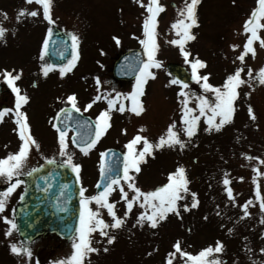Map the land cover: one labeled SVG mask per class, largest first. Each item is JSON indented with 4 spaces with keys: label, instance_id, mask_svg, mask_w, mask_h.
Returning a JSON list of instances; mask_svg holds the SVG:
<instances>
[{
    "label": "rangeland",
    "instance_id": "374dc122",
    "mask_svg": "<svg viewBox=\"0 0 264 264\" xmlns=\"http://www.w3.org/2000/svg\"><path fill=\"white\" fill-rule=\"evenodd\" d=\"M144 2L146 3L147 0ZM159 3L164 5V10L157 17L160 33L158 39L161 45L157 58L162 62L163 67L153 69L156 76L148 82L144 98L145 121L139 120L141 124H131L130 115H118L114 118L115 124H111L105 135L87 155L76 152L68 143V153L72 154L75 163L81 165L80 186L85 188V195L90 196L95 193L99 152L107 147H123L141 126L144 128L141 134L150 140H155L173 119L179 124L180 112L176 99L178 86H165L171 76L165 70L164 63L171 61L180 63L191 75L190 67L184 63L178 48L165 43L166 38H173L170 24L178 18L177 10L183 7L184 0H159ZM254 6L255 0H235V2L200 0L197 5L198 24L191 29L195 38L187 42L186 48L192 56H198L206 61L207 67L201 72L211 73L209 79L212 84H222L226 73L233 71L239 64L238 61L235 64L233 62L242 49L245 39L240 30L244 19ZM38 7L34 0L31 4H25V0H0V26L7 29L3 40L0 41V68L22 70L21 78L16 83L20 90L25 89L32 99L37 100L29 110L25 109L26 113L28 112L30 133L39 144L38 150L34 146L30 149L27 160L29 167L43 160V157L53 158L58 162L62 159L57 154V140L55 141L52 135L51 127L44 122L41 107L48 116L56 105L63 103L66 94L72 90H79L82 100L87 98L91 100L95 95V86L90 80L91 72L88 65L91 63L90 67L95 69L96 61L99 62L100 74L105 75L103 87L116 91L107 76V68L119 53L138 47L139 38H142L141 23L144 12L135 0H53L51 9V15L55 20L53 25L66 33L73 32L79 37V58L74 66V70H78L76 75L71 76L73 80L75 79L74 83L69 80L70 75L63 79L57 72H50L48 78L33 76L30 79L33 70L39 68L36 66L37 62L42 63L39 48L49 26L39 17L25 16L17 21L16 14L21 8L32 10ZM260 35L264 37V30L260 31ZM113 36L119 37V45L112 39ZM230 44L241 45V48L234 52L229 47ZM254 47L256 55L246 56L244 68L247 72V67L250 66L253 74L264 65V49L259 47L258 42L254 43ZM36 59L37 61L34 62ZM83 71L86 75L79 76ZM77 76L84 82L91 81L92 86L89 91L81 93V90H85L84 84ZM244 78L247 79V76ZM33 79L40 81L37 89L31 88L30 82ZM127 86H122V89L125 90ZM188 87L192 93L197 95L202 93L195 81H192ZM123 90L118 91L124 92ZM246 91L249 92L248 97H244ZM239 93L234 120L231 123L219 131L204 132L206 125L201 119L199 131L184 149L177 147L157 150L154 157H147L146 162L141 163V171L135 174L137 186L147 191L162 184L169 171H173L178 165H183L189 181L187 185L189 193L183 194L185 199L178 203L191 204V192H195L198 205L189 208L187 212L181 207V218L169 214L155 229L149 228L147 224L140 226L135 223L136 215L142 209L134 205L125 225L120 229L111 230V234L115 236L111 244H105L98 232L91 234L92 246L99 251L89 253L84 258L83 264H165V260L169 259L168 254L174 252L172 244L176 240H180L182 250L190 254H196L204 247H214L217 240L221 241L222 252L212 253L209 257L219 258L220 264L264 262V253L259 251L264 248V238L260 236L261 231H264V224L260 223L262 216L259 209L260 202L255 199L252 184V177L255 175L252 166L255 165L259 171L264 172V164H258L255 159L245 160L240 155L243 152L252 157L264 158V85L257 83L251 90L247 85H242ZM110 94L113 95L114 92ZM194 100L195 97L189 102L192 107H195ZM97 102L94 112L101 109L102 104L100 101ZM248 104L252 105L257 116L255 122L248 119L246 111ZM14 128L10 117L5 118L0 124V157L18 150L20 141L13 131ZM122 128L127 130L125 134L120 132ZM179 135L181 139H187L182 132ZM140 146L142 145H137ZM224 173H227L230 179L235 205L228 200L227 194L223 191L224 185L221 180ZM237 177L244 179L237 180ZM256 180L255 187L259 188L261 196L264 197V176H257ZM5 186L0 183V189ZM22 187L21 184L17 186L7 198L6 207L0 215L13 219V206ZM111 198L118 201V192L113 193ZM250 198L253 201L247 208L250 216L240 219L242 209L239 205ZM89 206L93 209L96 207L94 202ZM122 208L123 202L118 201L119 214H122L119 211ZM101 214L106 221H110L106 211L102 210ZM7 227L0 220V264H24L26 258L9 251L8 246L11 242L18 244L21 242L15 228L9 236H4ZM229 228L232 229L231 232L228 231ZM71 243V238L63 240L54 234H46L24 245L32 252L31 258H27L29 264H51L52 261L66 259L71 254ZM105 247L107 251L103 250ZM171 259L173 264L180 262L185 264V261H188V257H181L179 253ZM188 264L191 262L188 261Z\"/></svg>",
    "mask_w": 264,
    "mask_h": 264
},
{
    "label": "snow or ice",
    "instance_id": "6c2138e0",
    "mask_svg": "<svg viewBox=\"0 0 264 264\" xmlns=\"http://www.w3.org/2000/svg\"><path fill=\"white\" fill-rule=\"evenodd\" d=\"M34 2L39 6L38 8H33L32 10L21 8L16 14V19L19 21L25 16L39 17L49 26L39 48V57L43 60L50 43L51 25L55 23L51 15L53 0H34ZM135 2L144 9L141 23L142 38H139L142 52L131 61L126 62L122 69L124 74L133 72L135 79L131 84V90L120 92L114 89L102 88L99 77H93L95 95L84 105L83 110L87 111L96 101L103 100L107 105L105 109L99 111L94 121L70 119L72 111L81 112L75 93H70L64 97L62 102L65 103V107L60 108L56 112L55 117L51 118L53 120L51 127L57 133V154L62 159L59 162L48 157H43V159L48 164L59 163L60 167L67 166L70 168L71 172L75 174V180L78 185L81 184L79 175L81 165L75 163L72 154L67 151L69 128L72 129V144L79 148L82 154L87 155L111 127L112 110L119 113L128 112L136 116H140L145 111L142 97L146 94V84L149 79H153L156 76L153 69L163 67L162 62L157 58L161 46L158 39L160 33L158 32L159 21L157 17L164 10V5L159 3V0H147L146 3L144 0H135ZM31 3H33V0H25V4ZM199 3L200 0H184L183 7L177 10L178 18L170 24L173 38H166L165 43L178 48L179 55L183 58L184 63L190 67L191 80L199 85L202 93L199 95L192 93L186 81L173 76L165 86H178L176 99L180 112L179 124L177 120L173 119L155 140H150L142 135L144 128L141 126L131 139L124 144L125 151L122 153V168L119 172L113 171V153L107 150L99 153V174L101 179L96 181L98 190L93 195L88 196L85 195V188L83 186L79 187V219L75 227V234L71 237L72 252L66 259H57L52 261L51 264H83L84 258L89 253L99 251V249L92 246L91 234L98 232L105 244H111L115 239V236L111 234V230L120 229L125 225L126 219L129 217L134 205H138L142 209L137 213L135 223L140 226L147 224L152 229L157 228L160 222L164 221L169 214H174L177 218H181V207L187 212L189 208H195L198 205L195 192H191V204L185 203L181 205L178 203L185 199L183 194L189 193V188L187 187L189 181L183 165H178L173 171H169L166 174V180L162 184L147 191L137 186L135 174L141 171V163L146 162L147 157H154L157 150L165 148L175 149L177 147L181 150L184 149L199 131L201 119L206 125L203 129L204 132L221 130L234 120L240 87L247 85L248 89L251 90L257 83L264 85V65L260 66L255 74H253V69L250 66L247 67V72L244 71L246 56L251 54L252 57H255L256 55L254 43L258 42L259 47L264 49V37L260 35V31L264 30V0H255V6L251 8L244 19L240 32L245 36V39L242 43V49L235 56L233 62L235 64L238 61L239 64L234 67L233 71L226 73L222 84L219 85H214L210 82V72H201L202 69L207 67L206 61L198 56H192L191 52L186 48L187 42L195 38L191 29L198 24L197 5ZM6 31V28L0 26V41L3 40ZM66 36L71 41L67 49L70 51V56L67 58L66 63H41L39 67L41 75L46 77L49 72L58 69L59 77L63 78L72 71L79 58V37L70 31L66 33ZM112 39L119 45V37L113 36ZM229 47L235 52L236 49L241 48V45L230 44ZM101 54H103V50H101ZM101 67L103 66L101 65ZM21 74L22 70L0 68V80L7 85L15 97L12 108H0V120L11 114V119L15 124L13 131L17 133L20 141L17 151L8 153L5 157H0V183L6 185L0 189V213H3L6 207L7 198L10 197L17 186L24 183L20 177L30 176L37 171L35 167H29L27 163L30 149L34 146L38 150L39 144L31 135L27 115L22 110V106L30 98L26 93L21 92L20 87L16 83L21 78ZM245 76H247V79L244 78ZM33 86L35 87V81H33ZM110 92H114V95H111ZM248 96L249 92H244V97ZM193 97H195V107L190 106L189 103L193 100ZM57 99L59 100L60 98L58 97ZM246 111L248 119L255 122L257 116L251 104L247 105ZM126 131V129H120L122 134H125ZM180 132L187 138L186 140L180 138ZM137 145L142 146L137 147ZM240 155L245 160L255 159L258 164H264V158L252 157L243 152ZM252 171L255 173L252 177L253 191L255 192V199L260 202L259 209L262 214L260 223L264 224V197L261 196L259 188L255 187L257 185L256 177L264 176V172L259 171L255 165L252 166ZM243 179V177H237V180ZM221 183L224 185L223 191L227 194L228 200L235 205L233 190L230 187V179L227 173H224ZM67 187V184L62 185V189ZM117 192L118 201L123 202V208L119 210L122 214H119L117 210L118 201L111 198L113 193ZM21 196H23V193H21ZM93 202L96 205L95 209L89 206ZM252 203L253 201L250 198L239 205L242 209L240 219L250 216L247 208ZM60 210L63 211L64 209L61 207ZM102 210L106 211L110 221H106L103 218ZM204 218L206 219L207 217ZM0 220L8 226L4 232V236L7 237L17 225L8 216L0 215ZM228 231L231 232L232 229L229 228ZM260 236L264 238V231H261ZM96 243H100V241H96ZM8 247L12 254L26 258L24 264H29V259L27 258L32 256L29 247L16 242H11ZM172 249H174V252L168 254L169 259L165 260V264H173L171 257L175 256L176 253H179L181 257H188V261L191 264H220L219 258L210 259L209 257L212 253L222 252L223 245L221 241L217 240L214 247H204L198 253L190 254L183 251L180 240H176L172 244ZM103 250L107 251L108 249L105 247ZM259 251L264 253V248ZM188 261H185V264H188Z\"/></svg>",
    "mask_w": 264,
    "mask_h": 264
},
{
    "label": "water",
    "instance_id": "95a60500",
    "mask_svg": "<svg viewBox=\"0 0 264 264\" xmlns=\"http://www.w3.org/2000/svg\"><path fill=\"white\" fill-rule=\"evenodd\" d=\"M70 44L63 33L53 29L46 51L50 61L54 64L64 62L70 56V51L67 50ZM131 55H134L133 52H128L121 59ZM167 67L177 78L186 80L181 68L173 64ZM115 156L114 154L112 163ZM36 169V172L25 177L27 187L16 210L19 234L24 240H31L46 232H55L68 238L73 233L80 209V193L75 175L67 166L60 167L56 164L44 163ZM113 171L116 172V169ZM64 184L68 185L66 189H62ZM61 207L63 211L60 210Z\"/></svg>",
    "mask_w": 264,
    "mask_h": 264
},
{
    "label": "flooded vegetation",
    "instance_id": "af4514ba",
    "mask_svg": "<svg viewBox=\"0 0 264 264\" xmlns=\"http://www.w3.org/2000/svg\"><path fill=\"white\" fill-rule=\"evenodd\" d=\"M118 113V112H117Z\"/></svg>",
    "mask_w": 264,
    "mask_h": 264
}]
</instances>
